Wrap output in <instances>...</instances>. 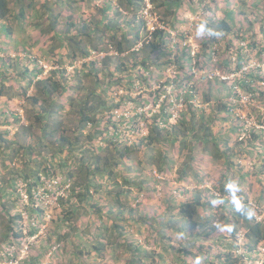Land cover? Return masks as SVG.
<instances>
[{"label":"crops","instance_id":"1","mask_svg":"<svg viewBox=\"0 0 264 264\" xmlns=\"http://www.w3.org/2000/svg\"><path fill=\"white\" fill-rule=\"evenodd\" d=\"M6 1L10 12L7 14V18L0 17V24H4V30L10 34L23 32L22 28L18 29L16 27L19 18H21L17 17L18 8H24L23 18L30 19L27 16L30 12L27 11L29 8L34 10L33 15L37 13L34 17L36 23L33 26L37 37L30 40L32 41L30 48L35 51V56H42L45 60L47 59L46 63L50 69L67 68L65 66L68 65L71 66L70 69H75V65L79 63L80 70L83 66H86L89 70V67L95 63L93 70L97 71L98 77L89 72L88 75L82 74L81 77H75L76 82L73 83L68 78L67 84L77 87V95H80L79 100L82 103L85 99H89L87 104L89 114L96 116V118L97 116L101 117V119H98L95 126H93L92 121L87 123L83 131L85 138L82 140V145H80L86 150L94 149L95 151L93 153L87 152L84 155V162L79 159L84 154L81 150L76 151L79 158H76L73 154L68 155L67 151L69 149H66V142L61 141L60 129L57 126L62 123V127L68 128L70 126L71 129L75 125L77 127L81 107L78 103L71 105L70 88L66 89L64 97L60 99L61 102L56 99V91L53 94L50 90L46 91L49 92L48 94L42 93L43 85L39 80L48 73L44 69V72L36 77L28 89V95L38 93L39 103L44 102L43 111L47 114L43 122H34L32 113L26 114L27 111L30 112L33 100L25 99L21 89L26 84V77L24 73L18 70V61H16L18 53L11 51V57L15 58L12 64L16 71L12 75H0V105L5 104L7 106L6 112H12L21 119L5 126L0 125V248L1 244H7L12 239V226L14 230L17 220L12 223L11 219L17 211L19 213L16 216L21 214L20 221L23 224L28 223V220L24 218V211L36 224L35 218L30 212L33 211L29 207L30 204H25L21 195L17 196L18 190L16 192L14 189V182L15 184L17 182L18 184L19 182L24 183L26 191H29L31 187H46V180L41 179L43 175L40 177L39 170L41 164H46L43 163L44 160L46 161L47 158L51 159L54 156L56 159L69 157L68 168H65L76 170L73 177L76 180L77 189L80 187V179L82 180L83 177L88 175L89 169L97 166V171L102 172L106 162L117 159L118 166H112L108 168V171L105 169L107 172L104 171L100 177L95 178L100 187V192L97 195L103 200L107 199L109 187L112 188L116 182H122L124 175H128L137 186L155 183L154 179L158 180V184L164 185V179L159 178L163 176L168 178L172 192L181 188H214L215 186L222 188L225 186L222 192L229 199L231 197L236 200L242 197L240 195H245V192L238 191L237 188L231 185L232 180L229 177L236 176L237 172L242 171L240 160L247 158L244 155L251 149L248 152L246 150L241 155V145L236 143L238 135L235 136V129L238 131L240 128L236 127V122L230 123L229 119L224 118L222 112L218 113L216 109L212 110L211 108L209 111L197 113L195 117H192L191 111L185 112L178 124L173 129L161 132V136H156V132L151 126L153 120H151L146 124L145 133L142 134L143 138L146 137L143 146L141 145L143 147L142 151L124 158V161H120L114 153L105 154L107 146V141L104 139L105 133L96 132L100 129V125L106 127L105 115H113V118L121 121L122 119L113 113L118 110L116 103H121L119 106L122 108L127 105V102L137 105L147 101L151 103L156 98L151 94H147L148 97L144 99L142 98L143 95L137 93L136 86L123 81L121 85H116L110 81L111 74L115 78L120 75L117 67L122 62L129 59L137 61L138 59L150 58L152 51L146 45L137 48L144 35L141 32L142 26L138 22V13L140 12L138 0H112L115 10L113 14H110V9L107 10L109 12L108 17L111 20L109 24L103 21L105 14L101 6V0ZM36 10L38 11L36 12ZM30 34L28 32L24 33V35ZM24 39L26 38H22V40ZM1 50L3 51H1L0 57L6 56L7 51L3 47H1ZM61 51H64V54L59 55ZM37 52L41 54L39 55ZM59 57L62 59L59 60ZM39 59L42 61L41 58ZM151 61L148 62L150 65L156 63ZM7 64L5 62L6 66ZM51 65L53 68H51ZM21 66L23 69L24 64H21ZM133 78L136 82V76ZM9 80H12L11 84H9ZM142 80L147 81L144 77H142ZM120 91H125L127 94H120ZM207 93L201 92L203 99L204 95L206 100L212 98V102L217 99L211 93H208V95ZM126 97H132L133 99L129 101L125 99ZM1 112H3L2 109H0ZM159 116L162 117V115ZM3 129L8 130V134L4 135ZM89 132L94 133L91 141L87 137ZM71 135V130H69L67 137H71ZM142 135H138L136 139ZM115 136H118L117 131H115ZM121 136L129 141L127 135ZM183 140H185V145ZM129 142L136 145V142ZM73 160H76L75 165ZM219 162L223 163L221 164L223 167L217 166ZM184 168L189 170L187 175L183 172ZM110 169L115 172L119 171V173L112 174L113 181L111 180L108 183V177H112L108 174ZM57 174L61 176L62 180L65 177V173L60 172L59 169ZM182 176H184V179H180ZM16 177L18 178L16 179ZM34 180L38 181L35 183ZM237 184L235 181L233 182V185ZM229 185H231V190H229ZM130 189L132 190V188ZM29 193H32V191ZM48 196L54 197L55 194L49 192ZM263 196L257 201H263ZM95 197L96 195L93 198L96 199ZM136 200L133 201V205L138 203ZM53 205L55 206V203ZM46 209L52 214L53 218L57 217L59 211H62L57 209L56 214L53 206L46 207ZM20 210L23 212L20 213ZM47 219L51 220L49 214ZM51 228V230L55 229L54 227ZM51 230L45 235L42 234V236L38 234L41 231L40 229L30 235H38L36 240L42 238L41 244H39L41 252L47 248L50 241L58 237L56 231ZM17 232L20 233L22 230ZM21 234L23 235V233Z\"/></svg>","mask_w":264,"mask_h":264},{"label":"trees","instance_id":"2","mask_svg":"<svg viewBox=\"0 0 264 264\" xmlns=\"http://www.w3.org/2000/svg\"><path fill=\"white\" fill-rule=\"evenodd\" d=\"M138 1L139 8L142 9L145 5L144 0ZM150 1L157 13H160L158 12V10L162 9V14L167 18L165 19L163 18V16H160L164 23L168 24L172 28H177L180 30V33L178 35L180 40H183L185 37V30H181L180 27L185 23L189 24L190 22L188 15L191 16L192 14H200L201 16H203L202 20L194 22L195 26L199 28L201 25H204L207 29H210L217 35L198 39V41L200 43H203L204 46V50L199 52L198 54V61L200 60V62L204 60H206L207 62V60H210V50L213 47L212 43L214 41L218 42V39L222 34H236L237 36L239 35V29H235L234 26L235 11L228 10L226 11V14L223 18L216 19L213 14L207 15L209 13L208 10L210 9V6H208L207 2L204 0ZM228 1L231 2V0ZM184 3H188L189 5V8L186 12L187 16L186 14L181 15V11L179 13V10H181V8L184 6ZM101 6L102 9H104L105 14L103 21L109 24V22H111L108 17L109 12L107 11L109 7L104 5ZM9 12L10 9L8 2L6 0H0V17L7 18V14H9ZM23 16L24 8H18L17 17L23 18ZM138 22L141 24V26L143 25L142 27H145L144 21L138 20ZM1 26L5 27L4 24H0V27ZM152 37L153 39L149 43L144 44L152 51L150 53V58L143 60L138 59L137 61L129 59L128 61L122 62L117 67V71L120 72V75L115 78V76L111 74V82L116 85H121L123 81L127 82V84L129 85H135V80L133 77H142V72L140 69L142 68V66H150L148 62H150L151 60L152 63L157 62L159 58L162 57V55H169L172 52V48L169 44V33L164 30H157ZM178 50L180 51V53L178 54L177 60L180 64L181 69L186 70L185 67H188L189 69L192 58L191 47H178L176 51ZM1 51L3 50H1L0 47V53ZM232 51L233 47H231L230 44H228L225 50H223L222 58L224 59V64L227 67H229V64H231V57L234 53ZM240 51L241 48L239 49V53ZM32 57L34 58V61L35 59H38L33 54ZM0 61H2L3 63H8L7 68L10 70L5 75H12L16 71L14 65L12 64V62L15 61V58H12L11 54H9L8 52L6 56L0 57ZM30 61L31 60H29V62ZM35 62H38V60H36ZM243 63V56L240 55L238 68H240ZM94 66L95 63H93L91 67H89V70L86 68V66H83L81 70L79 69L73 75L78 78L81 77L82 74L88 75L89 72H92L96 75V77H98L97 71L93 70ZM19 72L24 73L26 77V84L24 88H21L23 90V95L25 99H28L29 101L33 100V105L30 108V112L27 111L26 114L32 113L33 120L36 123L43 122L44 118H46L47 115L43 111L44 102H42L41 104L39 103V99L37 96L38 93L34 95H28V89L31 83L36 79V77L44 72V66L39 63V65H36L35 68L31 69L30 66L24 64V68ZM67 73V68L64 67L49 70L47 73L48 75L46 74L39 80V82L42 83L41 85H43L41 89L42 93L48 94L49 92L46 91L50 90L51 94H53V92L56 91V99L60 101V99L64 97L66 89H71L72 87H74L73 89L77 90L76 86L72 84L67 85ZM261 73V70H251L248 74L250 77V85L247 86V84H245L244 82L245 87L251 88L253 90L257 89L255 79L264 81V72L262 73V75ZM252 76L255 78H253ZM87 93H89V91H87ZM125 99L132 101L133 98L126 97ZM211 99L212 98L206 100L204 95V99L202 98V102L212 103V110L216 109L218 113L222 112V114L224 115L223 117L226 119H229L230 115H233L232 113H229L227 111V103H225L222 98L219 97L215 99L214 102H212ZM88 101L89 99H85V101H83L82 103L79 99L77 100L76 98H72L71 105L73 106L78 103V105L81 107L79 113L80 117L77 122V124H79L77 125V127L76 125L73 129H71L70 126H67L68 128L62 127V123H59L57 126V128L60 129L61 141L66 142V149H69L67 151L68 155L71 156L73 154L76 158H79V154L77 155L76 151L81 150V152L84 153L79 158L82 159V162H84V155H86L87 152L93 153L95 151L94 149L86 150L85 148L80 146L82 145V140L85 138V133L83 132L84 127H86L87 123L90 121H92V123H94L93 126H95L98 123L99 119V117L96 118V116H91L89 114L90 112L87 109ZM120 104L116 103L118 108H120ZM188 111H191L192 117H195L197 113H202L206 110H198L193 107L191 103H189L187 110H185L180 115L179 119L176 122H169L170 119L165 116H158L155 118L152 117L150 119V121L153 120L151 122V126L156 132V136H161L160 134L161 132H164V130L166 131L173 129V127L182 119L183 114ZM20 119L21 117H18L12 112H6V110L0 113V125L5 126L16 120L19 121ZM123 121L124 120L118 121V119L113 118V115H109L107 117L106 127L104 128L100 125V129L96 130V132L105 133L104 139L105 141H107L105 154L114 153L116 154L117 158L120 159V161H124V158H128L135 152L139 153L138 151H142V144L146 138L145 136L143 138L142 135L139 140L132 142H136V145L130 144L128 140H125V137L121 136V132L118 130ZM138 128L140 131L141 126L138 125ZM69 130H71L72 133L71 137H67V132ZM115 131H117L118 136H115ZM3 133L4 135L8 134V130L3 129ZM93 135L94 133L92 132H89L87 134V137L90 139V141ZM256 139V133L253 130L250 134L249 139H247L246 141H237L236 143L238 145H244L246 147H253L254 145H256ZM57 141L59 140L57 139ZM184 141L185 140H183V142ZM80 142L81 144H79ZM185 144L186 143L184 142V145ZM78 146L80 147L78 148ZM244 153L245 149L241 151V155H243ZM244 156L248 157L247 154ZM68 160L69 157H61L56 159L54 156L51 159L47 158L46 161H42L46 164H41V169L39 170L40 177L41 175H43L41 179L46 178L51 180L52 178L57 177L58 169L60 170V172L65 173V177L63 178V180L59 181V185L54 188L47 186L45 187V192L48 194L50 192L56 195L57 193L62 192V194H59L54 201L56 208L53 205V210L56 211V214L57 209H60L62 211L58 212L57 217H52L50 218L51 220H47L48 210L46 209V206L42 204V200L31 197V200H29L31 206L29 205V207L31 208V210H33L30 212L35 218L36 226L31 222L29 223V225L27 224V226H29L28 235L25 232V223L23 224L20 221L21 214L19 216H15L17 224L14 219H11L12 223L15 222L16 228L14 227L13 230L12 226V239H10L7 244H1L0 260L4 258V252H6L9 247L14 246V244H18L17 242L20 243L26 238V236L33 235L39 229H41L43 225H47V231H50L52 229L51 227H54V230L58 235L57 241L64 244V242H66L70 236H75L77 231L80 229V227H78L80 226V217L83 215L92 214V212L96 214L97 220H94V223L93 221H90L87 230L83 233H90V235L92 236L90 241L92 242L93 248L98 252H101L103 247H105V245L102 244L103 241H107V244L113 245L114 249L131 253L130 258L126 260L124 264H169L168 260L172 261V259H170L172 255L167 252L169 247H171V245L172 247H174L173 245L175 244L181 245L186 241L190 247H186L185 250H182V247L180 246L178 249L180 250L181 255L184 254L183 256H185L186 254L189 259L187 258L186 260L183 257L182 261H180V264H197V261H199V264H246L244 262V259L238 256L235 252V247L238 242L237 232H239V227L233 226V224H243L247 227L246 242L244 244L245 253V249H247L249 245L250 247L248 249L252 250L253 247L257 248L258 245L264 241V222L257 220V217L250 211L247 203L245 207H240L234 198H227L225 196L226 194L222 192V190L225 189V186L222 188H220L219 186H215V188L213 186L215 189L210 187H195L189 189L181 188V190L179 188L181 191L178 190V192L175 193L174 191L172 192V188L169 187L168 178H165L163 181V188L161 189L163 191V196L161 195L153 202L149 201L148 206L145 205L140 208L141 202L133 205V201H135L139 197L140 193H142L143 190L152 195L160 193L158 190V180L154 179L155 183L143 184L139 185V187L132 182L128 175H124L122 182H116V184L112 188L109 187L107 192V199L103 200L97 195L100 192V187L95 178L97 179L98 176L100 177L101 174L104 173L105 169L108 171V168L112 166H118V160L112 159V161L106 162L102 172L100 170L97 171V166L89 169V171L87 172L88 175L86 177H83L82 180L79 178V189L76 188V180L73 177L76 173V170L66 169L69 165ZM73 161L75 165L76 160ZM262 170H264V166ZM183 172L185 175H187L189 173V170H187V168H184ZM115 173H119V171L115 172L114 170L111 171L110 169L108 174L112 177H108V183L111 180L113 181L112 174ZM40 177L38 178V180L40 179ZM180 179H184V176L180 177ZM231 185L233 186V184ZM134 187L138 188V191L136 193H133L130 189H134ZM31 188L28 192L31 191ZM51 190L53 191L51 192ZM214 190L219 191L221 196H217L213 192ZM95 195L97 197L96 200L93 198ZM180 195H183V198H180ZM101 201H103V203H101ZM246 201L248 202L249 200L246 199ZM230 216L232 217V219ZM161 217H165L166 220L161 225H171L172 227L176 228L173 234L168 231H164V229H161V227L157 228V226L160 225L158 219ZM216 219L222 221L221 226L225 225L230 227L229 229L232 232V236H230L231 239L227 238V236H223V232L221 231V229L217 232L218 226L214 225ZM234 220L235 222H233ZM138 225H140L142 228L139 229L138 232L144 231V233H141V236L144 238L145 243L136 240V236L133 234L135 233L133 232L134 228L138 227ZM190 229L193 231V233L190 232ZM20 230H22V232L18 233L17 231ZM21 233H23V235ZM175 234H179V236ZM204 236L210 240V243H197V240L201 239ZM88 242L89 241L84 242L83 244L82 241L77 246V248L75 249L77 255H83V253L87 249H89L87 245ZM146 242H148L149 245L153 246L155 244L156 247L154 246L153 250H149ZM157 248L162 249V251H159ZM163 249L165 250L163 251ZM136 253H138V255H136ZM39 254H41V251L37 250V256L33 255L32 258L27 261L31 264H38Z\"/></svg>","mask_w":264,"mask_h":264},{"label":"rangeland","instance_id":"3","mask_svg":"<svg viewBox=\"0 0 264 264\" xmlns=\"http://www.w3.org/2000/svg\"><path fill=\"white\" fill-rule=\"evenodd\" d=\"M207 2V5L210 6V9L208 10V14L207 15H212L215 16V18H223L226 14V11L228 10H232L235 11V20H234V26L235 29H239V35L237 36L236 34L233 35H224L222 34L219 39H218V45H219V49H218V53H221L223 50H225V48L227 47L228 44L231 45V47H233V51L232 52H237V46H236V42H238L240 39L238 38H242V40H246L249 42L250 45V49H253V53L254 56L256 58H258L259 60H264V0H231V2H229L228 0H204ZM101 5L107 6L109 7L110 14L114 13V6L112 4V0H101ZM98 2V3H100ZM189 8L188 3H184V6L181 8V10H179L182 12L181 15L186 14L187 16V10ZM32 8L27 9V11H30L29 14H27L29 18H19L18 23L16 24V27L22 28L23 32L18 34L17 32H15L14 34H10L8 33L6 30H4V27L1 26L0 27V46L3 47L9 54L11 53V51H15L16 53H18V58L16 59V61H18V70L21 71L22 70V66L21 64H25L30 66L31 69L35 68L36 65H39V63L41 65L44 66V69L47 71L51 70L48 66H47V59L45 60L42 56H36L38 59V62L34 61V58L32 57V53L35 56L36 53L34 50H32L30 47L32 45V39H35L37 37V33H35V28L33 26H35L34 24L36 23L35 20V16L37 13L34 14V10ZM155 10V8H154ZM38 10H36L37 12ZM199 11V10H198ZM158 14H160L159 16H163V18L167 19L165 15L162 14V9L158 10ZM200 13V12H199ZM33 16V17H31ZM190 15H188V18H194L197 19V21L202 20L203 16H201L200 14H192L190 17ZM186 18V17H185ZM189 24H184L182 25L185 30L187 29V26ZM198 27L193 26L192 30L197 32ZM25 32H28V34L30 35H24ZM141 32L143 34H145V30L141 29ZM30 36V37H29ZM144 36V35H143ZM26 38L24 40H22V38ZM207 37V36H206ZM203 49V43H200L199 41L197 42ZM48 49V48H47ZM31 50V52H30ZM59 53V52H58ZM37 54H41L39 52H37ZM64 54V51H61L59 53V55ZM23 55V56H22ZM41 58L42 61L39 59ZM59 60H61L62 58H58ZM29 60H31L29 62ZM57 60V59H56ZM79 63H77L75 65V69H70V65L65 66L68 68V78L70 79L69 81L71 83L76 82L75 81V76H73V72H77L79 70ZM51 68L52 65H51ZM227 70L228 68H224L223 64L218 66V70ZM10 69L7 68V66L5 65V63H3L2 61H0V75L6 74L8 73ZM7 71V72H6ZM262 73L264 72V69L261 70ZM223 72V71H221ZM261 73V75H262ZM221 74V73H220ZM264 74V73H263ZM253 77V76H252ZM255 78V77H253ZM196 80V84L195 86L202 92H208L211 93L213 96H215V98H224L229 94L230 91V85L228 81H222L221 79H219V76L214 77L213 79L208 78V73H203L201 75H199L198 77L195 78ZM256 91H254L255 93H260L257 94V96H254V100L249 104L250 107V111H251V118H252V122L255 121V123L260 124L262 126H264V84L261 83V80H256ZM12 80H9V84H11ZM228 82V83H226ZM259 84V86H258ZM68 85V84H67ZM71 90V96L72 98H80V95H77V91L75 89H70ZM248 91H250L247 88ZM228 92V93H227ZM148 95L143 94L142 98H147ZM147 103H149L147 101ZM7 108V106L5 104L0 105V109H2L3 111H5ZM109 114L105 115V118L107 120ZM98 117V116H97ZM234 117V118H233ZM101 118V117H99ZM122 119V118H121ZM230 123L231 122H236V127L238 128L239 125V120L235 115H230L229 118ZM228 129V128H227ZM230 130V129H229ZM236 131L235 136H237L239 130ZM256 133V137L257 139L255 140L256 145H254L253 147H249V146H244L241 145V150L245 151L247 150V152L250 150L249 148H252L248 153V157L245 159V163L246 166H242V171L237 172L236 176H231L229 178H231L232 182L231 184H233V182L235 181L237 185H233L234 188H237V190H240L241 192H245L246 196H242V199L240 200L241 202L248 199L249 201V207L252 208V210L259 211V217L263 218L264 217V200L259 202L257 200H260V197H262L264 195V170L263 166H264V127L263 128H259L258 130L255 131ZM142 135V134H141ZM140 138L138 137L137 140H139ZM246 141V139H244ZM239 141V140H238ZM207 153V152H206ZM244 157V156H243ZM221 164H223L222 162H219L217 164V166H221L223 167ZM252 166V168L248 167V166ZM230 176V175H229ZM18 177H16L17 179ZM160 179H165V177L160 176ZM55 179L57 180H62L61 176L58 175L57 177H55ZM234 180V181H233ZM239 181V182H238ZM17 182V181H16ZM34 182H37V180H34ZM241 182V183H240ZM18 184V182H17ZM15 184L14 182V189L18 190V185ZM158 190L160 193H156V194H150L147 191L144 192V190L142 191V193L139 195V197L137 198L136 202H141V206L140 208H142L143 206H148L149 205V201L153 202L155 201L158 197H160L161 195L163 196V191L161 190L163 188V185L158 184ZM138 191L137 187H134V189H132L133 193H136ZM107 192V191H106ZM17 195V194H16ZM20 196V192L18 190V195ZM180 198H183V195L179 196ZM97 198V197H95ZM56 199V196L54 197H49L46 196L43 200H42V204H44L46 207L49 206H53L54 201ZM264 199V196H263ZM96 200V199H95ZM25 204H30L29 200L25 201ZM101 203H103V201H101ZM22 211L20 210V213ZM19 212L17 211L13 218L14 221H16L15 216L16 214H18ZM24 214H26V212L24 211ZM48 214L50 216V218H52V214L49 213ZM257 214V212H256ZM231 217V216H230ZM232 219V217H231ZM48 220V219H47ZM97 220L96 218V214H94L92 212V214H88V215H83L80 217V229L77 231L75 236H70L68 238V240L66 242H64V244L61 242L59 243L57 241V239H54L53 241H50L47 248L44 249V253L41 252V254H39L38 256V264H124L126 262V260H128L131 256V253L129 252H124L122 250H117L113 248V245L111 244H107V241H103V245H105V247H103V249L101 250V252H98L96 249L93 248L92 242L90 241L92 236L89 234H84L83 232H85L89 226V222L93 221V223ZM158 221L160 222V225L157 226V228L161 227V229H164V231H168L170 233L173 234V232L176 230L175 227H172L171 225H161L163 222H165V217H161L158 219ZM221 220L216 219L214 222V225L218 226L217 232L221 231L223 232V236H227V238H230V236H232V232L230 231V227L229 226H221ZM235 222V220L233 221ZM25 232L26 234L29 235V226H27V224H25ZM29 225V224H28ZM36 226V225H35ZM233 226H237L239 227L240 231L237 232V245L235 247V252L236 254L239 256L240 254H242L244 252V244L246 242V235H243L242 232L247 231V227L244 226L243 224L241 225H236L233 224ZM31 227V226H30ZM139 229H142L140 225H138V227H135L133 233L136 236V240L145 243L144 238L141 236V233H144V231H139ZM41 231L38 233L40 234V236L47 234V225H43L42 228L40 229ZM190 232L193 233V231L190 229ZM182 233V232H180ZM179 233V234H180ZM241 233V234H240ZM179 234H175L178 235ZM47 236V235H46ZM242 236V238H241ZM28 236H26L27 238ZM25 238V240H26ZM46 238V237H44ZM42 239V238H41ZM41 239L39 238L36 241H32L28 250V253L23 254L22 253V249L25 246L26 241L22 240L20 243L17 242L18 244H14V246L9 247V249L6 250L5 252V256L2 260H0V264H11L10 263V259L13 258L12 260V264H18L17 259L20 258L21 256V260L19 261V264H31L29 263L27 260L31 259L32 256H37L36 255V251L41 249L39 248V244H41ZM83 241L84 242H88V248L83 255H77L75 249L77 248V246ZM152 242V241H150ZM197 243L199 244H209L210 240L207 237H202L201 239L197 240ZM147 247L149 250H153V247L156 245H149L148 242H146ZM172 244V243H171ZM54 245H59V247L57 249H55V251L53 252V254L51 256H48V252L49 250L52 248V246ZM145 245V244H144ZM198 245V244H197ZM7 246V245H6ZM174 247H169L168 249V253H170L172 255V257H170V259H172V261L168 260L169 264H180V261H182V258L184 257V259L187 260V256L185 254V256H183L184 254L181 255L180 250L178 249L180 246L182 247V250H185L186 247H190L189 244H187V241L184 242L183 244H175L173 245ZM250 247V245H249ZM248 247V248H249ZM11 248H14V250H11ZM247 248V247H246ZM245 249L246 253L244 252L245 257H242L244 259V262L246 264H264V241L261 242L257 248L253 247V249ZM159 251H162V249L157 248ZM165 249H163L164 251ZM12 253V254H10ZM136 255H138V253H136ZM23 256V257H22ZM189 259V258H188ZM222 264V263H221Z\"/></svg>","mask_w":264,"mask_h":264},{"label":"built area","instance_id":"4","mask_svg":"<svg viewBox=\"0 0 264 264\" xmlns=\"http://www.w3.org/2000/svg\"><path fill=\"white\" fill-rule=\"evenodd\" d=\"M144 3V7L138 13V20L145 22V27H143L145 34L141 38L142 40L137 45V48L149 43L153 39L152 36L157 30H164L170 35L169 44L172 48V52L169 55H162L156 63L150 66H142V68H140L142 77L147 81H143L142 77L136 79L134 86H136L135 89L137 90V93L140 95L151 94L154 98L156 97L157 100L155 98V101L151 103L137 105L132 102H127L126 106L118 108V110L113 112L118 118L124 120L118 129L121 132V135H127L129 141L133 142L138 135L145 133L144 130L146 129V124L149 123L150 119L152 117H158L159 115L168 117L170 119L169 122L171 123L176 122L180 115L187 110L189 103L198 110L205 109L206 111H209L212 108V103L202 102V91L195 86V78L203 73H208V78L210 79L219 76V79L222 81L229 82L230 91L224 98V101L227 103V111L235 115L239 120L238 127L240 129L237 138L239 141L249 139L253 130L256 131L259 128H263L264 126L255 123V121L252 122L249 107V104L254 100V96H257V94L260 93H255L254 91H256V89L253 90L245 87L244 82L247 86L250 85L249 72L251 70L264 69V60H259L254 56L253 50L250 49L249 42L242 39L236 42L237 52L233 53L229 67L224 64V59L222 58L223 51L221 53L217 52L219 49L217 41L212 43L213 47L210 50V60H207V62L206 60L200 62V60L198 61V54L204 49L197 43L198 39H201V37H198L196 35L197 32L192 30L194 22L197 21V19L194 20V18H190L186 30L183 26L180 27L181 30H185V37L183 40H180L178 36L180 30L172 28L164 23L157 11L154 10L153 4L150 0H144ZM187 46L191 47V65L189 69L188 67H185L186 70H183L177 60L180 51L176 50L178 47L185 48ZM240 48L241 51L239 53ZM240 55L243 56L244 63L238 68ZM221 64H223L224 68L228 69L226 71L224 69L221 70L223 72L218 70V66ZM261 83L264 84V81L262 80ZM247 88L250 91H248ZM120 94H127V92L120 91ZM138 125L141 126L140 131ZM245 159L246 158L240 160V163L243 166H246ZM248 167L252 168L253 165ZM43 179L46 180V185L48 187L54 188L59 185V180L55 178H52L51 180L46 178ZM18 187H20L18 190L25 201L31 200V197L43 200L48 196V193L45 192L44 186L32 188V193L26 191L24 188L25 184L22 182H19ZM174 192L177 193L178 191L174 190ZM59 194H62V192L57 193L55 195L56 198ZM257 218L259 220L264 219V217L260 218L259 216H257ZM37 236L38 235H34L26 238L25 246L22 249L23 254L28 253L31 242L36 241ZM58 247L59 245L52 246L48 252V256H51ZM11 250H14V248H11ZM21 259V256L17 259L18 264ZM12 260L13 258L10 259L11 264L13 263Z\"/></svg>","mask_w":264,"mask_h":264},{"label":"clouds","instance_id":"5","mask_svg":"<svg viewBox=\"0 0 264 264\" xmlns=\"http://www.w3.org/2000/svg\"><path fill=\"white\" fill-rule=\"evenodd\" d=\"M141 10V9H140ZM143 26V25H142ZM141 29H143V27L141 28ZM196 35L198 36V37H205V36H214V35H217L216 33H214V32H212L210 29H207L204 25H201L198 29H197V33H196ZM147 103V102H146ZM142 104V103H141ZM143 104H145V103H143ZM243 165H241V167H242ZM229 190H231V185H229ZM178 191V190H177ZM217 196H221V194H220V192L219 191H217V190H214L213 191ZM243 196H246V195H243ZM231 198V197H230ZM242 199V197L241 198H237L236 199V201H237V203L239 204V206L240 207H245V205H246V203H247V205L249 206L250 204H249V202H247L246 200H244V201H240ZM249 209H250V211L257 217L258 215H259V212H257V214H256V212L254 211V210H252V208H250L249 207ZM23 212V211H22ZM21 212V213H22ZM24 215V218L26 219V220H28L27 222L28 223H25V224H29L30 222L33 224V225H36L35 223H33V221L29 218V216L27 215V213L26 214H23ZM257 220H259L258 218H257ZM259 221H262V222H264V219H262V220H259ZM239 231H240V229H239ZM241 234V233H240ZM242 234H244V235H246L247 234V231H245V232H242ZM247 236V235H246ZM246 239V238H245ZM245 255L246 254H244V252L242 253V254H240L239 256L240 257H245ZM197 264H199V261H197Z\"/></svg>","mask_w":264,"mask_h":264}]
</instances>
